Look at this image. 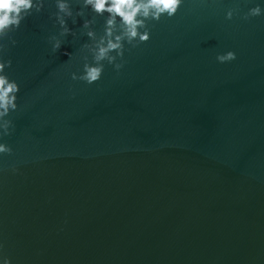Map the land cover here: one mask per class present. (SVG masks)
<instances>
[{
	"label": "water",
	"instance_id": "obj_1",
	"mask_svg": "<svg viewBox=\"0 0 264 264\" xmlns=\"http://www.w3.org/2000/svg\"><path fill=\"white\" fill-rule=\"evenodd\" d=\"M256 4L264 9V0H184L148 22L147 42L125 43L118 73L105 62L90 85L70 74L91 43L83 21L100 36L106 14L66 18L75 37L59 35L55 0L23 20L4 55L20 91L10 135H0L12 149L0 154V255L264 264V15L240 18ZM51 36L62 41L55 53ZM228 51L234 60H216Z\"/></svg>",
	"mask_w": 264,
	"mask_h": 264
},
{
	"label": "clouds",
	"instance_id": "obj_2",
	"mask_svg": "<svg viewBox=\"0 0 264 264\" xmlns=\"http://www.w3.org/2000/svg\"><path fill=\"white\" fill-rule=\"evenodd\" d=\"M45 0H0V135H10L12 122L5 119L11 111L17 109V93L20 91L18 83L10 79L6 69L12 65L11 59H5L9 44L16 45L17 41L12 38L10 33L20 28L21 22L28 16L41 12ZM80 5L79 10L73 14L70 0H55L56 13L55 22L59 25V35L66 37L68 35L76 36L67 23L66 18H71L72 23H76V17L85 15L84 9L90 10L96 16H105L103 35L97 36L91 28L95 23L94 19H85L82 28L87 31L84 33L91 43H85L81 46L88 55L82 57L84 63L79 75L71 73L72 80H80L86 84L97 82L104 71V63L112 65L118 73L123 67V55L125 43L132 48L145 43L150 39L148 22L160 21L161 17H173L184 0H76ZM239 8H229L225 12V19L231 20L234 15H239ZM264 15V9L259 4L249 8L240 15L242 20H249L253 17ZM142 30V31H141ZM5 40L7 42H5ZM53 41L52 51L57 52L62 45V41L56 36L49 37ZM112 53H115L113 55ZM69 58L72 53H64ZM89 55L91 63H89ZM236 58L235 53L228 51L216 56L220 63L230 62ZM119 60V62H117ZM11 147L0 143V154H11ZM13 173L17 171L15 166L10 169ZM3 171V169H0ZM3 244H0V249ZM2 264H11L7 256L0 255Z\"/></svg>",
	"mask_w": 264,
	"mask_h": 264
}]
</instances>
